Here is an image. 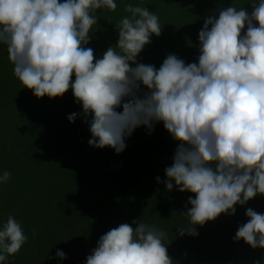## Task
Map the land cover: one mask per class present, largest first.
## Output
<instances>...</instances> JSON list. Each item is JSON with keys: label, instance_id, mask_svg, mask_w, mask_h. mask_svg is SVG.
I'll list each match as a JSON object with an SVG mask.
<instances>
[{"label": "clouds", "instance_id": "9594fccd", "mask_svg": "<svg viewBox=\"0 0 264 264\" xmlns=\"http://www.w3.org/2000/svg\"><path fill=\"white\" fill-rule=\"evenodd\" d=\"M249 2L251 12L228 6L204 19L192 63L175 53L159 68L138 62L162 24L155 11L131 2L124 7L130 15L115 24L116 45L94 57L86 47L98 24L92 13L115 11L117 0H0V45L7 48L14 76L36 97H61L71 87L83 111L67 119L82 116L91 147L119 154L137 128L150 134L162 122L178 143L166 178L156 180L169 191L175 185L195 194L180 212L192 227L177 231L198 236L197 225L234 215L235 205L264 195V0ZM10 176L0 173V184ZM245 215L233 240L264 248V213L248 207ZM166 239L158 225L141 218L121 223L99 237L84 264H174ZM27 240L14 216L0 221V264ZM55 258L67 256L57 249L49 257Z\"/></svg>", "mask_w": 264, "mask_h": 264}, {"label": "trees", "instance_id": "16d2710c", "mask_svg": "<svg viewBox=\"0 0 264 264\" xmlns=\"http://www.w3.org/2000/svg\"><path fill=\"white\" fill-rule=\"evenodd\" d=\"M129 2L155 11L162 24L161 34H153L137 58L157 68L170 53L186 63L197 62L198 33L206 17H218L219 10L228 6L252 11L249 0H117L115 11L92 13L99 19L86 47L98 43L92 44L94 57L116 45L115 24L130 15L124 10ZM16 80L12 128L0 117V173H11L0 184V221L14 216L28 240L7 264H84L102 234L140 218L167 233L164 243L178 264H254L264 259V248L233 240L239 224L248 220V207L264 213V195L235 205L234 215L222 213L197 225L198 236H180L177 227H192L180 212L186 211L188 197L195 194L180 192L175 185L169 191L156 180L166 178L164 170L178 143L162 122L150 134L144 126L137 128L119 154L107 146L91 147L89 126L82 116L74 122L67 119L83 111L71 87L61 97L38 98ZM57 249L67 258L49 259Z\"/></svg>", "mask_w": 264, "mask_h": 264}, {"label": "rangeland", "instance_id": "374dc122", "mask_svg": "<svg viewBox=\"0 0 264 264\" xmlns=\"http://www.w3.org/2000/svg\"><path fill=\"white\" fill-rule=\"evenodd\" d=\"M92 38L94 39L93 34ZM92 44L98 43L93 41ZM92 44L89 47L93 48ZM14 81L18 82L13 74V65L8 59L7 48L5 45H0V117H2L4 124H9V128H12V112L14 111V101L12 102L14 97L12 95L15 91L14 86L17 87Z\"/></svg>", "mask_w": 264, "mask_h": 264}]
</instances>
